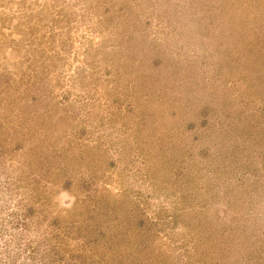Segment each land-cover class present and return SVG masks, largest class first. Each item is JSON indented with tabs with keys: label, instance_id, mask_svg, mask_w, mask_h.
I'll use <instances>...</instances> for the list:
<instances>
[{
	"label": "rangeland",
	"instance_id": "1",
	"mask_svg": "<svg viewBox=\"0 0 264 264\" xmlns=\"http://www.w3.org/2000/svg\"><path fill=\"white\" fill-rule=\"evenodd\" d=\"M0 264H264V0H0Z\"/></svg>",
	"mask_w": 264,
	"mask_h": 264
}]
</instances>
